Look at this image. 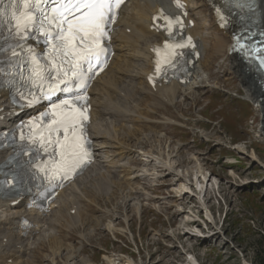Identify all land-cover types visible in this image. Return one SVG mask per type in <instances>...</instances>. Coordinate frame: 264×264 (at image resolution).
<instances>
[{
    "label": "rangeland",
    "instance_id": "rangeland-1",
    "mask_svg": "<svg viewBox=\"0 0 264 264\" xmlns=\"http://www.w3.org/2000/svg\"><path fill=\"white\" fill-rule=\"evenodd\" d=\"M229 60L230 55L222 52L211 62L210 88L197 90L195 97L182 99L175 106L163 107L165 116V111L178 114L177 123L144 126L168 133L172 144L161 151L165 155L171 152L177 163L173 165L186 173L190 194L176 197L169 175L164 176L167 185L163 187L155 185L154 177L149 178L152 187L144 192L141 189L140 199L111 194L106 200L105 194L97 193L98 188L88 183V212L105 222L101 213L114 210L109 216H114L112 223L119 229L109 231L106 224L94 232L88 229L83 233L88 239L83 249L66 251L56 263L51 253L41 254L43 263L63 264L66 253L74 252L75 264H107L109 258L132 264H191L189 255L199 264H258L257 248L264 249V130L254 106L257 103L245 98L244 80L230 70ZM155 118L165 119L159 114ZM149 140L142 145L143 150L153 147L154 139ZM198 156L205 173L212 176L207 190L199 194L206 208L197 198L189 167L199 162ZM108 188L115 191L111 183ZM82 229H64L66 242L81 238L77 235Z\"/></svg>",
    "mask_w": 264,
    "mask_h": 264
},
{
    "label": "bare ground",
    "instance_id": "bare-ground-1",
    "mask_svg": "<svg viewBox=\"0 0 264 264\" xmlns=\"http://www.w3.org/2000/svg\"><path fill=\"white\" fill-rule=\"evenodd\" d=\"M186 1L190 3V14L196 21L190 33L199 39V50L201 51L200 58L197 59L191 68L192 76L189 83L186 85L173 83L159 87L154 94L157 96V102L152 101L146 106L142 104L141 101L151 95L149 86L145 80H142L151 70L153 53L150 48L153 43L163 39L161 34L151 29V14L156 11L160 3L154 0H131V9L129 10V5L126 4L123 7L124 14L119 20V23L124 24V27L116 34L117 48L119 49L117 71L122 73L126 71L128 66L133 64L134 72L122 84L112 81L103 88L94 87L93 89L95 93L93 99L95 108L93 109L94 120H92L91 126L92 134L98 145L97 162L87 170L82 178L77 179L69 187L59 192L57 206L48 216L34 215L39 225L37 228L38 233L34 235L32 241L30 240L31 234L27 237L23 236V229L19 226V219L24 211V202L21 201L13 206L11 202L16 198L10 200L0 197V264H37L38 261H42V264H45L43 263L44 258L40 255L48 253H51L52 262L56 263L66 251L73 249L72 245H66L62 227L68 222L66 227L69 229L77 225L83 226V229L87 228L90 216L82 208L88 206V204H81V200L86 199L85 186L80 188L79 192H75V186L90 173L91 175L94 173L92 176L98 181L108 177L113 183L118 181L120 183V194L126 193L130 198L140 199V194L152 187L148 183L149 178L157 180V182L152 180L156 182L155 185L157 187L166 186L167 183L164 176L167 175L173 179L172 189L175 191L176 197L185 198V195L190 194L187 191L189 184L188 178L185 176L186 173H180L176 168L177 163L174 156L170 154L171 152H165L167 155L165 158L166 155L161 151L163 147L172 143L171 141L168 142L170 139L166 137V132L157 128L156 131L150 128L147 129L144 125H151L152 121H154L155 110L160 105L165 104L160 97H164L167 102L175 104L179 97H195L197 90L206 87L210 88L208 83L212 75L210 64L218 54L224 52L230 55L228 66L239 79L244 80L245 98L257 103L254 106L260 112V117H262L263 121L262 103L260 101L261 92H259L253 76L242 69L240 60L236 58L231 32L220 30L213 24L209 7L203 1ZM259 4L260 7H263L264 0H260ZM167 6L170 7V4ZM207 24L210 25L209 28ZM127 27L131 28L130 33L125 32ZM121 89H124V92ZM8 96L7 91H0V116H5L4 121L0 122V128L4 123L9 124L15 119L13 116L8 115L10 111ZM134 101H137V103H133ZM170 116L173 117V115ZM139 125L140 127L136 131ZM263 125L264 122H262V129ZM151 137L155 141V147L153 145L152 151L147 153H142L139 149L134 148L131 142L134 141V143L143 145ZM156 147H160V151L158 148L156 150ZM157 152H160V154H157ZM252 156H255L254 152ZM2 157L4 155L0 154V159ZM124 160L127 163L133 162L134 165L143 163V167L138 169L134 165L129 166L124 163ZM198 161H195L196 164L189 167L195 181L193 183L194 190L198 192L197 198L202 207L206 208L207 204L201 200L202 198L199 194L207 190L212 176L205 173L206 170L203 168L205 165L203 164L204 162L202 163V159L200 160V157ZM173 162L176 163L175 166ZM149 164L151 166H148ZM98 169H104V171L97 172ZM187 169L185 168V170ZM167 171L168 173L165 174ZM158 178H163L164 180L158 181ZM68 193L71 195L70 198H66ZM73 208H75V213L71 214L69 210ZM112 220L106 223V229L113 232V230L115 231L119 228L112 223ZM188 222L192 223L193 221ZM123 230L125 231L126 229L123 228ZM4 238L7 239L6 242H4ZM38 252L40 253L38 254ZM66 254V260L63 264H75L76 255L73 252ZM188 259L191 264L192 262L193 264H199L192 255H189ZM120 261L123 260L120 259ZM120 261H116V258H109L107 259V264H132L127 261L122 263Z\"/></svg>",
    "mask_w": 264,
    "mask_h": 264
},
{
    "label": "snow or ice",
    "instance_id": "snow-or-ice-1",
    "mask_svg": "<svg viewBox=\"0 0 264 264\" xmlns=\"http://www.w3.org/2000/svg\"><path fill=\"white\" fill-rule=\"evenodd\" d=\"M15 2L17 0H14ZM176 2L178 6L183 7L181 0H176ZM19 3L22 7L27 8V11L15 16L16 28L19 30L23 27L24 32H27L28 24L33 21L32 9L29 6V0H19ZM36 3L38 0H32L33 5ZM123 3L124 0H63L58 7L52 9L56 13L53 19L57 20V28L59 29L56 37L58 49L65 57H71L68 60V65L73 77L77 76L83 62L89 64L92 60L99 62L101 55L106 53L104 40L108 36L107 25L113 20ZM19 11L18 8L17 12ZM69 15L72 16V19H68ZM164 19L167 22V30L171 32V19L168 17H164ZM237 42L239 43V40ZM56 47L54 46V50ZM171 48L172 45L166 42L164 49L167 51ZM156 51L159 54L160 49ZM257 59H260L261 64H264V59L260 57ZM156 71H161L159 59L157 60ZM63 75L67 77L69 73L64 72ZM77 99L86 100L87 97H78ZM62 103L65 106H70V110L64 113L58 122V127H63L64 136L63 140L58 139L57 143L62 150L61 159L65 161L63 174L69 175L89 162L87 159L89 154L85 148L87 142L82 135L75 131L77 125L82 128L83 122L87 121L89 117L86 109L76 107L71 101ZM69 128L73 129L71 136L68 135Z\"/></svg>",
    "mask_w": 264,
    "mask_h": 264
},
{
    "label": "water",
    "instance_id": "water-1",
    "mask_svg": "<svg viewBox=\"0 0 264 264\" xmlns=\"http://www.w3.org/2000/svg\"><path fill=\"white\" fill-rule=\"evenodd\" d=\"M259 77H264V76L262 74H260ZM258 85H259V87L263 93V97L260 98V101L262 103V111H263L262 116L264 117V83L258 84ZM262 122H264V119H263V121H262V119H260V125H262ZM263 129H264V125H263ZM261 134L264 137V133L261 132ZM243 264H250V263L243 262Z\"/></svg>",
    "mask_w": 264,
    "mask_h": 264
},
{
    "label": "trees",
    "instance_id": "trees-1",
    "mask_svg": "<svg viewBox=\"0 0 264 264\" xmlns=\"http://www.w3.org/2000/svg\"><path fill=\"white\" fill-rule=\"evenodd\" d=\"M264 220V219H263ZM263 230H264V228H263ZM260 245H262V244H260ZM257 253H258V260H259V262H258V264H264V249L263 250H261L260 249V246H259V248H257ZM252 262V261H251ZM253 263V262H252ZM254 264V263H253ZM257 264V263H256Z\"/></svg>",
    "mask_w": 264,
    "mask_h": 264
}]
</instances>
